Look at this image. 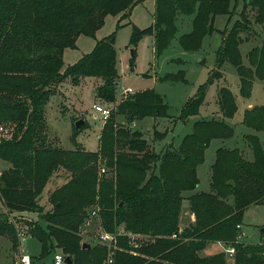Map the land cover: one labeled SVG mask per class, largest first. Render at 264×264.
<instances>
[{
  "label": "trees",
  "instance_id": "trees-1",
  "mask_svg": "<svg viewBox=\"0 0 264 264\" xmlns=\"http://www.w3.org/2000/svg\"><path fill=\"white\" fill-rule=\"evenodd\" d=\"M139 1L0 0V124H10L9 136L0 139V160L9 164L0 175V204L5 209L0 213V236L8 237L16 249L18 234L24 230L40 243L39 257L57 248L72 264H105L109 252L105 245L88 242L90 247H82L81 227L94 211L105 232L115 233L121 227L149 235L135 245L126 235H117L110 264H264V224L257 243L240 240L237 229L245 209L264 202V148L258 135L243 136L251 159L238 147H218L210 167L209 190L196 191V168L204 161L210 142L234 135L227 120L237 105L229 87L217 89L221 116L194 120L177 146L169 143L157 152L132 123L148 116L167 117L168 105L148 88L117 100L115 32L96 40L89 53L62 69L63 52L75 47L79 35L93 36L107 15H128ZM242 3L253 12L260 43L248 50L247 64H243L239 44L250 21L235 20L229 30L221 31L216 69L183 104L179 119L199 113L209 84L222 76L219 68L224 61L234 66L244 98L251 95L255 79L264 80V0ZM230 4L231 0H154L151 25L133 26L129 45L151 34L153 53L159 56L177 31V18L184 16L190 18V29L178 36V43L186 51L198 50L204 37L216 30L215 17L231 14ZM134 55L135 50L130 70H134ZM69 76L73 80L99 78L94 97L111 108L95 151L77 147L75 134L81 125L77 129L73 125L74 148L47 142L44 108L55 85ZM161 80L185 78L179 70L165 73ZM242 123L264 132V106L245 109ZM162 134L155 131L157 136ZM101 165L112 175L100 176ZM59 170L66 173V179L48 192L50 208L44 210L40 198ZM191 190L188 203L194 221L191 230L182 233L178 229L182 193ZM32 212L38 215L35 220L26 215ZM211 242L234 248L233 256L225 251L199 256Z\"/></svg>",
  "mask_w": 264,
  "mask_h": 264
},
{
  "label": "rangeland",
  "instance_id": "rangeland-1",
  "mask_svg": "<svg viewBox=\"0 0 264 264\" xmlns=\"http://www.w3.org/2000/svg\"><path fill=\"white\" fill-rule=\"evenodd\" d=\"M230 9L231 14L229 16L218 15L215 17L214 27L216 30H214L212 34L205 36L201 47L195 51H186L182 49L178 43V36L190 29V18L178 16L179 18H177L176 21L177 31L170 44L159 56H155L153 53V36L151 34H145L135 46L129 45L133 26L144 29L152 23L154 0H140L131 8L128 15H123L122 13L118 15H107L104 19V24L94 33L93 36L87 34L79 35L75 47L66 48L62 55V69L65 70L67 66L75 64L84 54L89 53L95 46L96 40L115 32L114 46L116 49L117 69L119 74L116 87L117 100L130 94L123 93L125 88H131L133 91L132 93L148 88L154 89L159 93L168 105L169 116L167 117L154 118L148 116L135 121V128L143 133V136L156 151L163 148L168 141V137H173V140L170 142L171 144L174 142L177 143L178 138L191 131L194 120L221 116L216 103L217 89L220 86L229 87L235 97L237 105V110L234 116L229 119L234 128V135L226 139H213L210 142L204 155V161L197 169L198 183L200 184L197 189L201 190L209 189L208 175L215 154V149L222 146L229 148L238 147L239 149L244 150L245 141L242 134L246 130L255 133L242 123L245 109L254 105L264 106V80L255 79L251 95L248 98H244L239 94V78L234 66L229 62L224 61L219 68L222 76L214 79L213 82L209 84L205 99L199 107V113L195 116L189 117L187 120H181L178 118L179 112L186 100L196 93L199 86L206 82L210 72L213 69H216V50L222 42L221 31L229 30L235 20H243L244 17L248 18L250 25L241 32L243 42L239 44L243 64H247L246 55L248 50L260 43V28L253 23V12L250 7L243 8L242 0H231ZM133 50H135L134 70H130L129 59ZM179 70H182L184 73V81L161 80L162 75L165 73H177ZM99 82L100 79L97 77L81 76L80 78L73 80V78L69 76L66 77L64 81L55 85L54 93L50 96L44 108L47 142L51 146L62 149L74 148L72 142L73 120L77 121L82 119L84 124L81 125L75 134V140L78 145L77 147L86 151H95L97 149L99 133L101 127L105 124V121H102L101 118L95 114L93 108L95 104L99 102L103 103L94 97V89ZM95 115L96 117H94ZM115 119L118 123L123 120L121 116H116ZM1 125L5 127L6 136L8 137L10 124L6 122L1 123ZM155 131L163 134L157 136L155 135ZM257 134L264 148V132H257ZM248 151L249 154L245 155L247 158L251 159L252 155L250 149H248ZM6 163L0 160V169L5 168L7 166ZM102 168L105 169V167L102 166L100 168V176L106 174L110 176L112 175V171H110L111 173H107L104 172V170L102 171ZM57 175L58 176H55V179L52 177L49 181L41 198L46 199V191L53 185V183L56 182V184H61L65 181L66 173L63 170H59ZM192 192L193 191L191 190L182 193L184 197L182 203L185 199L189 202L188 196L191 195ZM4 211V207L0 204V213ZM244 212L241 223L242 230L240 229L241 225H238L239 228H237L239 238L242 236L241 231H243L244 235L242 236V241L257 243L260 239L259 229L261 227V222L264 221V203L250 205ZM181 213L182 204L178 223L179 232L183 233L185 229L190 231V224L192 222H186V220H182L181 222ZM190 213L194 219L193 213L191 211ZM32 214H35L34 217L38 216L35 212H32ZM256 218H262L263 221H254ZM101 231H103V229L100 227L97 214L90 213V218L87 220V223L81 227L80 232L82 242H89L91 244L99 243L107 246L105 243H101L98 240L97 235ZM21 232L26 233L24 230L20 231V233ZM133 234L136 235L137 241L149 238V235L147 234ZM172 237L176 238V235L173 234ZM18 238L20 239L19 234ZM186 240L187 239H185V241ZM21 242V246L18 244L14 251L15 257L19 256L22 252L20 249L21 247L26 254H31L35 257V264H52L54 251L49 252L43 257H39L40 249L37 239L21 237ZM115 242L116 237L115 241L110 245L112 250L116 248ZM135 242L134 239V241L130 243L135 245ZM214 243L222 244L223 250L220 252H224V249L227 248L222 242H211L209 244ZM209 244L198 252L199 256L207 257L212 255H204L202 253ZM10 248V239L6 236H0V264L16 263H13L14 258H12Z\"/></svg>",
  "mask_w": 264,
  "mask_h": 264
},
{
  "label": "built area",
  "instance_id": "built-area-1",
  "mask_svg": "<svg viewBox=\"0 0 264 264\" xmlns=\"http://www.w3.org/2000/svg\"><path fill=\"white\" fill-rule=\"evenodd\" d=\"M132 89L131 88H125L123 90V93L125 94H129L132 93ZM95 114L98 115L102 121H106L109 116H110V107L107 106L106 104H100L97 103L93 106ZM96 115L94 117H96ZM132 125H134V123H132ZM6 136V129L3 125L0 124V139L1 137H5ZM104 169H102L103 171ZM1 170H0V175H1ZM92 214H95L94 211L91 212ZM24 235L23 232L19 233L20 238ZM117 235H126L127 237H129L131 243L134 241H136V235L133 233H130L128 231H125L123 228H119L115 233H109V232H105V231H101L98 234V240L101 243H105L108 248V256L106 259L105 264H110L112 262V255H113V250L111 249L110 245L112 242L115 241V237H117ZM135 235V236H134ZM225 253L229 256L232 257L234 254V248L232 247H227L226 249H224ZM66 255L64 253H62L61 251H56L53 254V259H52V264H68L66 262ZM15 264H32L31 263V259L30 257L26 254L23 253V251L20 253L17 261Z\"/></svg>",
  "mask_w": 264,
  "mask_h": 264
},
{
  "label": "crops",
  "instance_id": "crops-1",
  "mask_svg": "<svg viewBox=\"0 0 264 264\" xmlns=\"http://www.w3.org/2000/svg\"><path fill=\"white\" fill-rule=\"evenodd\" d=\"M249 107H250V105H249ZM218 117V116H217ZM227 122L229 123V124H231V122H230V120L228 119L227 120ZM133 126H136V122L134 123V125ZM192 129V128H191ZM252 130V129H251ZM255 132V131H254ZM248 133H253L252 131H249V130H246L242 135L244 136V135H246V134H248ZM255 134H257V132H255ZM185 135V134H184ZM183 135V136H184ZM258 135V134H257ZM183 136H181L180 138H178V140H177V143H173L172 145L173 146H177L178 144H179V142H180V140H181V138L183 137ZM173 137H168V141L165 143V145H167L168 143H170L173 139H172ZM164 145V146H165ZM163 146V147H164ZM244 146H245V149H244V151H245V153H246V155H248L249 154V151H248V146L244 143ZM218 148V147H217ZM216 148V149H217ZM163 149V148H162ZM162 149H160V150H158L157 152H161V150ZM216 149H215V151H216ZM155 150V149H154ZM207 150V149H206ZM206 150H205V152H206ZM156 151V150H155ZM205 154V153H204ZM214 157H215V154H214ZM214 157H213V161H214ZM248 159H250V158H248ZM1 161H3V160H1ZM213 161H212V163H213ZM4 163H6L5 161H3ZM211 163V164H212ZM6 167L5 168H7L8 166H9V164L8 163H6ZM200 165V164H199ZM199 165L197 166V168H196V171H197V169H198V167H199ZM210 167H211V165H210ZM5 168H2V169H0L1 171L3 170V169H5ZM211 169V168H210ZM58 173V172H57ZM57 173H55L52 177H54V179L56 178L55 176H58L57 175ZM52 177H51V179H52ZM208 177H210V170H209V175H208ZM50 179V180H51ZM49 180V181H50ZM208 181H209V178H208ZM49 183V182H48ZM50 184H52V183H50ZM62 184V183H61ZM60 185V183H58V184H56V182L55 183H53V185L50 187V188H48L47 189V191H46V199H44V198H40V204L41 205H43V207H44V210H47V209H49L50 208V205H49V203L47 202V195H48V192L49 191H51V190H53L56 186H59ZM199 183H198V186L196 187V191H208V190H201V189H197L198 187H199ZM42 197V196H41ZM264 203V202H263ZM263 203H261V204H263ZM188 202H187V200L185 199L184 201H183V203H182V213H181V222H182V220H186V222H193V218H192V215H191V213H190V210L188 209ZM245 213V212H244ZM27 215V217L28 218H31V219H36L38 216H36V217H34V215L35 214H32V213H27L26 214ZM244 216V215H243ZM254 221H257V222H261V221H263L262 220V218L260 219V218H256ZM264 224V221L263 222H261V225H263ZM240 229L242 230V225L240 226ZM261 231H262V229L260 228L259 229V232L261 233ZM241 233H242V236L244 235V232L243 231H241ZM242 236H240V240L242 239ZM22 237H27V238H29V239H35L34 237H32V236H30L29 234H27V233H24V235L22 236ZM260 239H261V234H260ZM260 239H259V241H260ZM26 240V239H25ZM258 241V242H259ZM26 242V241H25ZM21 244H22V242H21V238H20V241H19V245L21 246ZM26 244H27V242H26ZM20 249H21V251H23V253H25L24 252V250L20 247ZM39 249H40V243H39ZM10 250H11V255H12V258H14V260H13V263H15L16 262V259L19 257V256H17V257H15V254H14V251L16 250V249H13L12 248V246H11V248H10ZM59 249H54L53 251H54V253L56 252V251H58ZM223 249H222V244H220V243H214V244H209L203 251H202V253L204 254V255H213V254H216V253H218V252H220V251H222ZM33 251V250H32ZM28 255V254H27ZM29 257H30V259H31V263L32 264H35V257H33L31 254H29L28 255Z\"/></svg>",
  "mask_w": 264,
  "mask_h": 264
},
{
  "label": "water",
  "instance_id": "water-1",
  "mask_svg": "<svg viewBox=\"0 0 264 264\" xmlns=\"http://www.w3.org/2000/svg\"><path fill=\"white\" fill-rule=\"evenodd\" d=\"M82 124H84V121L82 119H79V120L75 121L74 127L77 129ZM82 247L83 248H88V247H90V244L89 243H86V242H83L82 243ZM65 260H66V262L68 264H72V261H71V259L69 257H66Z\"/></svg>",
  "mask_w": 264,
  "mask_h": 264
}]
</instances>
